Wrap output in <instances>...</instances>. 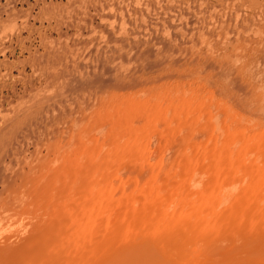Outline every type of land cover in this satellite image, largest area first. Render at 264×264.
<instances>
[{"label":"rangeland","instance_id":"374dc122","mask_svg":"<svg viewBox=\"0 0 264 264\" xmlns=\"http://www.w3.org/2000/svg\"><path fill=\"white\" fill-rule=\"evenodd\" d=\"M93 1L95 0H0V251L3 250L6 252L5 248H7L8 251V247L13 250L12 248L14 246L15 248L18 246L17 244L20 246L21 244H25V246L28 245L31 242L30 239L35 237L34 235H36L38 226L40 228L44 226V222L41 221L42 218V220L46 222L44 211L42 213L44 209H40L41 213L40 210L37 209L40 204H43V206L45 204L40 200L42 189L40 186L41 182L39 183V181L44 175L60 174V169L64 161L75 157V136L82 133L83 130L90 128L91 121L89 120L101 112L103 107L104 109L107 107L109 104L106 103L107 101L111 102L112 99L114 101L116 98L126 95L136 96L139 100L141 98L143 104L148 102L152 105H156V100L153 101L156 98L155 96H157V99L158 95H160L159 97L161 98L163 96V99L167 101H165L166 104L169 105L168 111H170V107L172 106V110L174 109V113L172 114L174 115L176 112V108L173 107L174 103L177 106V103L184 99L183 101H186L188 104L186 105L189 107L187 108L185 106L184 110L186 108L189 110L193 106L191 110L192 113H189V117L187 115V110L185 111L186 115L183 113V115H185L183 123L180 122V120L182 121V116L180 119V116L175 115V117L172 114L166 115L168 117L172 115V119L165 118V124L169 123L170 126L166 124L165 127H161V129L158 130V134H162L161 136H157V131H154V129L146 131L145 140L147 138V142L145 147L146 153L148 154L141 162H146V166L142 164V167L140 164L142 168L151 167L152 165L153 168H169L172 170L174 168L173 171L174 174H176L178 172V166L181 165L179 161H183L184 159H182L183 155H181L182 158L180 157L181 160L180 158H175H177L179 152L183 154L187 153L186 150L188 149V153L186 155L184 154L185 158L188 157L189 153L192 151L191 158H196L194 159L195 161L197 159L199 160L196 161L197 163L195 161L193 163L191 160L193 163L192 167H189L191 163L189 162L191 159L190 156L188 157L189 160L187 162L185 161L188 166H182V162L181 166L186 167L184 169L188 168V173L190 170L192 172L190 176H187L189 177L188 182H186L187 177L184 181L186 183L190 182L189 184H191L193 182L191 176L194 174L193 178L194 176L195 178L198 177L199 180H201L198 184L202 186V184H207V182H204L208 180L207 176L211 172V170L208 174L205 172L208 171L207 168H209L207 163V165L203 167L204 169H202V165L208 162L209 159L207 158L210 154L214 153L215 149L217 150L218 148V156L216 152L214 155H216V160H218L217 162H219V164L222 161V166L225 158H227L226 153H229L228 157L230 158L237 146L236 152H234V154H237L235 156L233 155V159L239 163L235 158L238 157V154L240 158V152L242 151L243 161L246 160L245 162H241L242 168L244 169V167H246L247 174L244 169L245 176L243 174L244 170L242 171L240 168L241 166H237L241 165V163L235 166L236 162L234 163L233 159L232 162L230 161L231 163H228L235 166L229 167L228 171H232V168H236L234 173L232 172L233 175L230 173L232 177L236 173L232 181H239L237 179L241 180V178H239L241 177L239 168L244 175V178L242 175V183L240 182V185H237L238 182H235V191L233 192L231 190L232 194H228V196H230L228 199H232V196L237 198L238 190L242 193L243 188L249 192H253L254 195L251 193L253 197L250 199V205L253 203V207L254 203L257 202L255 204L259 208L256 207L258 209L256 210L254 207V212L253 209H251V211L256 214L257 217V214H259L258 218L263 216L264 207L262 206H264V200L261 196L264 195V193L257 196L258 194L256 192L260 190L263 192L264 190L257 189V191H255L253 186L255 177H252L253 184L250 179L251 186L246 179L249 181L247 176H254L252 173L250 174L251 170L249 169V165L252 166L251 168H253V170L255 168L256 171L259 168L260 171L261 169L264 170V164L261 163L264 160V156L261 160V156L258 157V155H260V153L258 154L259 149H255L262 141L263 143L260 144V147L262 144L264 145V26L261 24L264 22V0H181L179 3L181 5H178V8L175 6L173 10L169 12L167 23H163V26H161L162 23H160V25L157 26L158 33H154L156 36L151 35L148 38H137L135 35H132L134 28L128 25L127 17H124V15L128 13H116L115 10H112L110 13L109 11L98 13L94 7L95 4H93ZM97 1L99 2V0ZM198 2L199 4H197ZM81 12L84 13V18ZM120 14L124 18L122 23H119V19L122 18ZM76 17L78 18L77 20ZM227 23H229L228 30L226 29L228 27L225 25ZM249 23H257L258 25L252 26L251 31L247 30V28H249ZM119 24H121V28L117 27ZM129 29L131 30L130 32H128ZM112 30H118L119 33L122 34V37L115 32L114 35ZM241 31H245V33L243 32L245 38H234L235 34H239ZM162 32L163 34L161 35L160 33ZM166 35H168L167 38ZM247 36L248 38H246ZM251 36L253 39L249 38ZM146 89L147 91L150 90L149 93L146 92ZM153 89L154 91L156 90V93L153 92ZM193 89H195V91ZM158 90L159 92H157ZM157 93L159 94L157 95ZM149 94L151 95L149 96ZM199 96L201 97L199 98ZM191 98L193 100H191ZM204 100H206L208 104ZM186 102L183 103L185 104ZM193 102L195 104L197 103V106L193 105ZM199 103L201 107L198 106ZM193 112L194 114H199V116L196 114L194 115ZM173 117L175 120L177 118L180 119L179 121L178 119L176 120L178 123L175 121L177 124L174 123ZM167 119L171 120V122H167ZM188 119H191L195 123L190 120L192 122L191 125L190 121H187ZM208 121L210 124H208ZM179 123L181 126L186 123L187 128L184 126L183 132L181 131L178 133L179 130L177 128L180 125ZM173 124H176V126H173ZM200 125L202 127H200ZM239 126H241V128ZM174 127L177 128L175 129ZM163 128L164 130H162ZM219 128L221 132L227 130L229 136L231 135V130H233V132L231 131L233 134L235 131H238L235 132L237 135L238 133L240 135L241 132H243V134L241 133L242 137L241 135L239 136V138L241 137L240 140L238 137V140L236 137L234 139L231 137L230 139L234 141H232L231 144L230 140V145L226 147L227 149L224 148V150H226L224 152L223 150L221 151V149L228 145V143L226 144L224 142L225 144H223L224 140L223 136L220 134ZM229 128L231 130H229ZM168 129L172 131L168 132L170 131ZM174 129L177 131V134L175 133L176 135L173 133V131L176 132ZM184 130H188L189 133L185 132L186 135H184ZM152 131H154V133ZM190 131H192L191 134ZM215 132L219 135H216L217 133ZM180 133L181 136L179 137ZM244 133L246 134V138L244 137ZM171 134H174V138H172L173 135L171 137ZM91 136L93 139L96 138L95 134H91ZM257 136L259 138L262 137L259 139V143H257ZM158 137H160V139ZM170 137L171 139H169ZM242 138L246 140L244 141L246 143L247 138H249L248 142H250L248 144H244L243 142V145L240 143ZM251 138L256 139V141L254 140L251 142ZM96 139H98V137ZM175 139L179 142L177 144H181L180 141H182L184 145L181 144L182 146L177 148ZM220 139L222 142H220ZM190 142L192 143L190 144L191 147L187 145ZM220 143L223 144L221 148H219L221 145ZM216 144L219 145L217 146ZM235 144V148H232L230 153L229 149ZM237 144L240 146V149ZM164 145L167 146V148L164 147ZM210 147L211 152L209 153ZM245 149L248 153L255 149L257 155L256 152H251L247 155L246 151L245 153L243 152ZM153 151H156V153L154 152V154ZM173 151L175 153H173ZM207 151L209 155L204 157ZM196 152L199 158L196 156ZM220 152L224 153V158L220 156ZM260 152L263 154L261 149ZM160 153L162 154L160 155ZM198 153L202 154V158ZM173 154L174 157L172 156L171 158ZM205 158L207 161H204ZM242 158H240L241 161ZM150 159L152 161H149ZM213 159L215 158H212V162L215 161ZM174 160H177L175 162H179L180 165H177V163V166L173 165L175 164ZM198 162L199 164L201 163V168H199L201 171L203 170L202 177L201 174L199 175L200 177L197 175L198 171L196 169L198 167L196 166ZM217 162H213L215 166ZM208 163L210 164V162ZM219 164L217 165L219 166ZM245 164L248 166L243 167ZM166 165L171 166L169 167ZM194 165L196 166L193 170ZM214 165L212 167L215 168ZM182 167H180L179 170L182 169ZM247 168L250 171H248ZM216 169L218 170V167ZM216 169H213L215 173L218 174L214 173V175H217L215 178L216 180L214 179L215 181H213L211 179V181L209 178V182H218V184L226 186L223 182L221 184L223 179L224 182H227L225 179L226 176L223 175L222 177L220 174L223 173V167L221 169L219 167L218 171ZM228 171H226V174ZM254 172L253 174L259 173ZM261 173L262 176H264L263 171H261ZM32 176L35 177L32 178ZM219 176L221 178H219ZM229 177L230 176H228V178ZM217 178H219L220 181L217 180ZM199 180H196V183L194 182L193 184L201 192L203 191V189H200L201 186L195 185ZM230 180L231 179H229V183ZM209 182L207 185H209ZM37 183L38 185H36ZM191 185L190 188L194 190ZM207 185H205V187ZM230 185H232V183H230L229 186ZM252 186L254 189L253 191L251 190ZM35 187L37 188L35 189ZM231 187L232 186L229 188L232 189L233 187ZM236 187L239 188L237 189ZM198 189H196V192H198L197 194L199 195L202 192L200 193ZM205 189L206 188H204V190ZM230 189L227 188L225 191L228 192ZM244 189L243 191H245ZM225 191L224 193L226 194L227 192ZM115 192L116 191L112 193L114 199L118 196V192H116V194ZM221 194H223V191ZM255 196L258 198H255ZM219 197L221 198L222 195L220 196L219 194ZM254 198L262 204H259L258 201L253 202L252 199ZM33 201L34 203H32ZM224 201L226 202V200ZM35 203L38 205L37 208ZM229 203L232 204V202H228L227 200V203H222L224 204L223 206L221 204L224 208L220 206L222 208L220 209L221 212H225V208H227L226 205L229 206ZM229 207L226 209V212L229 211ZM40 208H42V206ZM260 209H262L263 212H261ZM36 212H38L39 215H37ZM246 214H243L244 219L243 217L240 219L241 224L245 223L246 228L240 231H243L245 235L247 232L252 231L250 227H253V231L255 229L256 233L258 230L260 233H257L259 239L257 238V240L254 237L256 242L258 241L254 244H257V247L259 246L258 249L264 247V232L262 235V231H264V223L262 224L264 216L259 220L255 219V221H253L255 218L254 214L253 216L250 214V217H248L249 212ZM42 215L43 217H41ZM234 218L231 219L232 221H229L230 225ZM249 219L250 222L252 221V223H250L251 225L248 224L250 225V230L246 224ZM235 220V225L238 227L240 223L238 224ZM240 220L238 219L239 222ZM229 222L227 223L228 225L226 224L227 226H229ZM258 222H261L263 225H261L263 228L262 231L260 230L261 227ZM34 223H36L37 228L33 227ZM233 226L232 223V227ZM243 226L244 224L242 227ZM232 227L229 226V229L231 230ZM258 227L260 229H258ZM233 228L237 229L236 226ZM227 229L226 227L225 230H223L226 231ZM246 229H248V231H244ZM230 230L228 232L226 231L227 234L225 232L227 235L226 237L222 234L226 243L230 240L228 237ZM234 230H231V234L238 235L240 233L241 236L242 233L240 231H236L238 232L236 234ZM240 240L236 243L234 242L235 244L238 243L239 249L241 246L239 245L241 244ZM220 242H222V239ZM222 244L223 242L220 245L224 248L225 243L224 245ZM235 247L238 249L237 246ZM239 252L234 254V260L237 259L238 262L242 260L243 257L245 258L246 255L244 252H241V254ZM9 253L10 252H6V254ZM7 256L2 258L3 260H1L2 263L0 262V264H7L9 262L10 257L7 258Z\"/></svg>","mask_w":264,"mask_h":264},{"label":"bare ground","instance_id":"6f19581e","mask_svg":"<svg viewBox=\"0 0 264 264\" xmlns=\"http://www.w3.org/2000/svg\"><path fill=\"white\" fill-rule=\"evenodd\" d=\"M95 1H93L94 2L93 4H95L94 7L98 11V13H101L104 11H109L110 13L112 10H115L116 13L117 12L128 13L127 15H124V17H127L128 25L131 28L132 27L134 28L132 31L133 34L132 33L131 34L135 35L137 38H142V37L148 38L151 35H154V33L155 34L158 33L157 26L160 25V23H162L161 26H163V23H167L169 12H171L175 6L176 8H178L177 6L181 5L179 4L181 0H99V2L98 1L95 2ZM197 4H199V2ZM81 15L83 17L84 13L81 12ZM77 19L78 18L76 17V20ZM123 19L124 18L122 16V18L119 19L120 20L119 23L120 22L122 23ZM228 24L229 23L225 25L228 27L229 26ZM256 24L257 23H253V24L249 23V28H247V30L252 31L251 29L252 26H255ZM261 24L264 26V22ZM117 27L121 28V24H119V26ZM164 29H165V26H164ZM226 29L228 30L229 27ZM130 31L131 30L129 29L128 32ZM114 32L117 35H121L122 37V34L119 33L118 30L117 31L112 30L113 34ZM243 32L245 33V31H241L239 32V34L236 33L238 36L235 34L234 38H245V36L243 35ZM160 34L162 35L163 32ZM167 37L168 35H166V38ZM246 38H248V36ZM249 38H252V36ZM193 90L195 91V89ZM149 91H147L146 89V92L149 93ZM155 91L153 89V92ZM157 92H159V90ZM186 92H189V91H186ZM165 93H166V90H165ZM151 94H149V96ZM158 94L159 93H157V95ZM159 96L160 95H158V99H157V96H155L156 98L154 97L155 99L153 101L156 100V105L155 104L152 105L148 102L147 103L145 102V104H147L145 105L141 102L142 101L141 98L139 100L136 96H127V95L124 97L120 96L119 98H116L114 101L112 99L111 102H108V101L106 102L107 104L109 103L107 107L105 109L103 107V110L101 112L99 113L97 112L98 114H96L95 117L93 116L91 118L92 120L91 119L89 120L91 121L90 128L83 130L82 133L77 134L75 136L76 137V141L74 142L75 157L69 158L68 160L64 161V164H63V161L61 160L63 166L60 169V174L58 173L59 175L58 174L56 175V173L54 172L55 175H44L41 179L42 181L39 179L40 180L39 183L41 182L40 186L42 189V192L40 193V196H41L40 200L43 201L45 204L43 206V204L41 205L39 203L40 204L39 208H37L38 207L37 203L35 204L38 210L44 209L42 210V213L44 211V216H46L45 218L46 222L42 220L41 218V221L44 222V223L42 222L44 226L41 228L38 226L37 228L36 223H34V226L33 225L32 226L34 228H37L38 230L36 231V235H34L35 237H33V239H30L31 242L26 246L25 244H21L22 247L19 244H17L18 246H16V248L17 247H20V248L16 249L15 246L13 248L11 247L13 250H11L8 247V251H7V248H5V251L7 253L10 252L9 254H6V252L1 250L0 251V262L1 260H3L2 259L3 257L8 255L7 258L10 257V260L7 264H264V247H261L258 249L259 246L257 247V244H254L258 242V241L256 242V239L259 237L258 234L260 233L257 230V233H258L257 234L255 232L256 230L254 229L253 231V227H250L251 225L250 223H252V221L250 222V219H249L247 220L249 223L248 222L246 223L247 225L250 224L248 225V229L250 227L252 231L247 232L245 235L243 234V231L242 232L240 231V230H243V228H246L245 223H243L244 226L242 227L243 224H241V220H240L243 217V214H246L249 212L248 217L251 216L250 214H252L253 216L254 214L253 212L255 210L254 207L255 208L258 207L255 204L257 202L254 203L253 207H252L253 203L252 205H250V201H251L250 199L251 197H253L251 196V193L253 194V192H249L248 190H245L244 188L243 189L245 191H243V189L241 188L242 186H241L240 188L242 189V193H240L238 190L237 193L238 194L240 193V194L239 196L237 194V198L232 196L231 197L232 199L230 200L228 199L230 197L228 196V194L229 195L232 194L231 190L233 192L235 191L234 190L235 182L236 183L238 182L237 185H240L239 183L242 180V175L243 174L245 175L246 167L244 166H248L247 164H245L243 165L245 170L242 168L241 162L246 161V160L243 161L244 158H242L243 156L241 154L242 151L240 152V158H242V161L239 158V154L237 157L238 159L235 158L236 160L239 161V163L234 161L233 155L235 156L237 154V153L234 154L237 148L236 144L233 145V147L229 149L231 153L232 151L231 149L235 148L234 146H236L230 158L228 157L229 153L228 152L226 153L227 158H225L222 166H221L222 164L221 159H220L221 163L219 164V162H217L218 160H216L217 158L216 155H214L215 152L217 154L218 148L217 150L215 149V151L213 150L214 153L210 154L209 157L211 158L206 157L207 159H209L208 162H210V164L208 162H205V164L202 165V169H204L203 167L208 164L209 166V168H207L208 171H205L207 174L208 172H210V170L211 172L213 171L212 173L210 172L211 174L210 173L208 174L207 176L208 180H206L205 182L203 180V182L204 183L207 182V184L211 179L213 181L216 180L215 178L218 174L215 173L214 170L217 167H218V170H219V167L220 169L223 167L224 169L222 170L223 173H220V174L222 175V177L223 175L226 176L224 177L227 182H224L223 181L224 179H223L221 181V184L223 182L224 184H226V186L223 184L220 185L218 184V182L216 183L209 182V185L205 184L207 185L205 187V185L202 184V186H204L202 187L200 184H198L201 182V180H199L198 177H197L198 179L195 178V176L193 178L194 174L191 176L192 177L191 179L193 181V182L191 181L192 185L189 184L190 182L186 183L189 180V177L187 176H190L191 175L190 173H192L190 169L188 173L187 171L188 168L184 169L186 167H182L184 165L188 166V164L186 163L189 160L188 157L189 156L190 158L192 157L191 156L192 151H191L188 157L185 158L184 154L186 155L188 153V149L186 150L187 153L183 154L182 152H179L178 156L176 155L177 158L175 159H179L180 157L182 158L181 155H183L182 159H184L183 161H179L181 162V165L183 162L182 166L179 164V162L178 163L175 162L177 160H174L175 164L173 165H176V163L177 165L178 164L180 165L177 168L178 172L176 174H174V171H173L174 168L172 170L166 167L169 165L164 166L167 169H164V168L162 169V168H156V167L153 168L152 167L153 165L151 166L152 163L150 164L151 167H145L146 162L141 163L142 160H144L146 155L148 154L146 153V147H145V144L147 142L146 141L147 138L145 140L146 131L154 129V131H157L156 134H158L159 133L158 130H160L161 127H165L166 124L169 125V123L165 124L166 122L165 118L167 117L169 119H172V115L180 116V119L182 116V121L178 118L177 119L178 121L180 120V122L183 123V121L185 120V119L183 120V118H185V115H186L185 111L187 110V108H189L187 107L188 105L187 102L183 101L184 99L181 100V102H179L178 100L179 103L176 102L177 106L174 103L175 102L174 101L173 107L176 108L175 110L176 112L174 115L172 114L174 113V109L172 110V106L170 107L171 108L170 111H168L169 105L166 104L167 102L166 99H163V96L162 98ZM200 97L201 96H199V98ZM191 100L193 99L191 98ZM204 101L206 102V100ZM183 102H186V103L184 104ZM200 103L198 104V106L201 107ZM206 103L208 104V102ZM196 104L193 102V105H196ZM215 105H216V102H215ZM185 106L187 108L184 110ZM192 108L187 110L188 117H189V113H192L191 111ZM168 112H171V113H168ZM183 113L185 115H183ZM169 114H172V115H170L169 117L166 116ZM195 114L197 115V113ZM204 114H207V113H204ZM197 116H199V114ZM173 120H174V123L176 122L178 123V121H176L174 117H173ZM190 120L188 119L187 121L189 122ZM168 121L171 122V120L167 119V122ZM191 121H190V124L192 125V122L194 121L192 122ZM186 123H184L185 125L183 124L182 126L180 123H179L180 125L178 124L179 125L178 128L176 127L179 130L178 133L181 131L183 132L184 126L185 128H187ZM176 124H173V126L174 125L176 126ZM208 124H210V122ZM158 126H159V129H158ZM200 127L202 126L200 125ZM239 127L241 128V126ZM162 130H164V128ZM168 130H167L168 132H171L173 128L172 130L171 129H168ZM185 130H184V135H186L185 132H188L189 129L187 131ZM229 130L231 129L229 128ZM154 131L152 132L154 133ZM231 131L233 132V130ZM231 131H230L231 135L229 136V132L227 133V130H223L222 132L220 130V134L221 136H223V140H224L223 144L228 143V145L224 146L221 149V151L223 150L225 152L226 150H224V148L227 149L226 147L227 146L229 147L231 137H233V139L235 137L239 138L240 135L242 137L243 132H241L242 134L240 133L239 135L238 133L237 135V133L235 132H238V131H235L234 134H236L237 135L236 136ZM191 132L192 131H190V134ZM173 133L177 134V131L176 132L173 131ZM91 134L92 135L95 134L96 135L95 137L96 138L98 137V139L96 138L93 139ZM174 134H171V137L173 135L172 138H174ZM161 135L158 134L157 136H161ZM216 135H219V134L217 133ZM245 135L246 134L244 133V137L246 138ZM180 136H181V133L179 137ZM171 137L169 139H171ZM241 137L239 138V140L241 139ZM158 138L160 139V137ZM243 138H242L243 141L241 140L240 142L241 144H243V142L246 141ZM249 138H250V135H249ZM249 138H247V143L244 142V144H248L250 142V141L248 142ZM257 138H258L257 143H259V139H261L262 137L259 138L257 136ZM251 139H252L251 142H253L254 140L256 141V139H253V138ZM175 140H176L175 145L177 148L178 147L180 148V146L184 145L182 141H180L179 139L178 140L180 141L182 145L177 144L179 142L177 141V139ZM232 141L234 140H231V144H232ZM220 142H222V140ZM212 143H213V139H212ZM261 143H263V141L260 142V144ZM190 144L192 143L190 142L187 145L190 146ZM223 144H221L219 148H221ZM260 144L255 149L256 150L259 149L258 154L260 153V155H258V157L261 156L260 159L262 160L264 156V149H263L264 145L262 144L263 147L261 146L262 147L261 148ZM245 146L248 147L247 145ZM164 147L167 148V146L165 145ZM239 149H240V146H239ZM246 149L243 151L244 153ZM255 149L249 151V153L256 152ZM260 149L263 152V154H261ZM165 150H164V154H165ZM209 150H210L209 151L210 153L211 147ZM154 152L156 153V151H153V153ZM173 153L175 152L173 151ZM206 153L204 154V157L209 155L208 151ZM246 153L247 155L249 154L248 151H246ZM161 154L162 153H160V155ZM198 154L202 158L203 152L202 154L200 153ZM219 154L222 158L225 157L223 152H220ZM256 155H257V152H256ZM172 156L174 157V154L171 155V158ZM196 156H198L197 152H196ZM154 157H159V156H154ZM206 158L204 161H207ZM212 158H215L213 160L217 162L215 163L217 167L213 163L215 161L212 162ZM151 159L149 161H152ZM194 159L196 158L190 159L189 162L191 163L189 167H192L195 161ZM232 159L234 163L236 162L235 166L241 163V165H237V166H241L240 168L242 169V171L244 170L243 171L244 173L242 174V171L239 168V171L241 172L240 174L241 177H239L241 178V180L237 179L239 181H232L236 173L233 177L231 175H233L236 168H232L233 169L232 171L231 170L228 171L229 167L234 166V165L228 164L230 161L232 162ZM191 160L193 161V163ZM198 160L199 159H197L196 161ZM263 161L261 162L262 164H264ZM211 162L215 166V168L212 167L213 165L211 164ZM140 164L141 166L142 164L145 165L144 166L145 168H142L143 166L141 167ZM198 164L197 166L196 165L193 166V170L195 169V166L198 168L200 167L201 163L199 164V166ZM217 164H219V166ZM164 165H165V162H164ZM180 167H182V169L179 170ZM251 167L252 166L249 165V169L251 171L248 168L247 169L248 171H250V174L252 173V175L254 176H251L248 174L249 177L247 176V178L249 179V181L245 178L246 181L249 182L250 184L251 180L253 179L252 177H255L254 185H253L255 191H257V189L264 190V187H263L264 186V183H263L264 176H262V173H261V171H263L264 173V170L261 169L260 171V168H259L260 166H259L258 167L259 169H257V171L255 170V168L254 170L255 172H259V171L260 172L257 174H253L254 170ZM198 168L196 170L200 173L197 172V175L199 176L201 174V177H202L203 170L201 171L200 169L201 167L199 169ZM210 168H213L214 170ZM224 171H225V174H224ZM226 171H228L227 174H226ZM205 172L204 174L206 175ZM214 173L217 175H214ZM246 174H247V170H246ZM244 175H243V178H244ZM220 176L219 178H221ZM228 176L230 177L228 178ZM34 177L35 176H32V178ZM219 178H217V180L220 181ZM185 179L187 180L186 182L184 181ZM229 179H231L230 183H232V185L230 186L233 187V188L231 187L232 189L229 188L230 187ZM196 180H199V182H197V184L195 185H199L202 187V188L200 187L201 190L203 189V191H201L202 193L193 184L194 182L196 183ZM252 184H253V180H252ZM36 185H38V183ZM190 185L193 186L195 191L192 188H190ZM253 186L251 188L252 191L254 190ZM36 188L37 187H35V189ZM204 188L206 189L204 190ZM227 188L230 189V191L229 190L228 192L225 191L227 190ZM236 188L238 189L239 187H236ZM196 189H198V191L201 194L198 195L197 194L198 192H196ZM114 191L118 192V196L115 199L112 197V193ZM222 191H223V194H221ZM224 191L227 193L225 194ZM260 191L256 192L258 194L257 196L264 193V191L263 192L261 191V193ZM219 194L220 196L222 195L221 198L219 197ZM257 196H255V198H258ZM261 197H263V200H264V195H262ZM254 199H252L253 202L258 201L257 199L255 200ZM259 199H262V198H259ZM224 200H226V202ZM227 200L228 202H232V204L229 203V206L231 204L230 206L231 208L228 205H226L227 208L229 207V211L226 212L227 208H225V212L224 211L221 212L220 209H222L223 208L222 206L224 205L222 203L223 202L227 203ZM32 203H34V201ZM259 204H262V203L260 202ZM41 206L42 208H40ZM251 209H253V212L251 211ZM262 209H260L261 212H263ZM256 210L258 209L256 208ZM38 212H36L37 215H39ZM40 213H41V210H40ZM257 215L259 217V214ZM254 216L255 218L253 217L254 218V220L252 219L253 221H255V219L259 220L264 215L261 216L260 218H258L256 214H254ZM41 217H43V215ZM234 217L236 218V220ZM233 218L238 224L240 223L238 227L241 226L242 229L241 227L238 228L237 225H235L236 223L234 222V220L233 222H231V225H230L229 221H232L231 219ZM238 219L240 220V222L238 221ZM243 219H242V222H243ZM228 222H229V226L232 227V223H233V225L236 226L237 229H239L237 230L233 228L234 226L231 228V230L235 229L234 230L235 232L240 231L242 233L241 236H240V233L238 235L231 234V230L229 229V226H227ZM258 223L260 224V227H261L264 221L262 222V224L261 222H258ZM226 227L230 230V233L228 235L230 240L227 241L228 244L225 242L226 240L224 241L223 239L224 238L223 235H225L226 237L227 236L226 234L229 231L228 229H227L228 231L226 230L227 232L224 231ZM248 229L244 231H248ZM258 229L260 228L258 227ZM262 229L263 228L261 227L260 230L262 231ZM263 232L264 231H262V235H263ZM237 233L238 232H236V234ZM219 239L220 240L222 239V242H223L222 245H224L225 243L224 248H222L223 246L220 245L222 242H220ZM239 240L241 241V244H239L241 245L240 249H239L238 243L235 244ZM235 246H237L239 251L240 250L241 251L239 252ZM237 252H239L240 254L241 252L246 253L245 258L243 257L242 260H239V262L237 261V259L234 260V254H236Z\"/></svg>","mask_w":264,"mask_h":264}]
</instances>
